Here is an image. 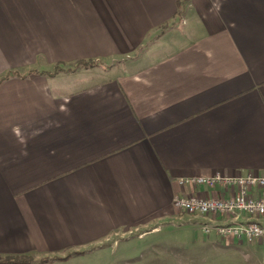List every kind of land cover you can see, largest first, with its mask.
Instances as JSON below:
<instances>
[{
  "label": "crops",
  "instance_id": "0c3cea01",
  "mask_svg": "<svg viewBox=\"0 0 264 264\" xmlns=\"http://www.w3.org/2000/svg\"><path fill=\"white\" fill-rule=\"evenodd\" d=\"M215 173L264 174V0H0L1 258L264 264L173 210Z\"/></svg>",
  "mask_w": 264,
  "mask_h": 264
},
{
  "label": "built area",
  "instance_id": "2783aa9c",
  "mask_svg": "<svg viewBox=\"0 0 264 264\" xmlns=\"http://www.w3.org/2000/svg\"><path fill=\"white\" fill-rule=\"evenodd\" d=\"M177 184L191 190L203 187L221 192L209 197L191 192L175 196L172 200L176 213L208 218V222L201 226L203 234L214 233L221 238L232 237L247 243L264 242V174L229 176L215 173L212 176L180 178ZM239 219L244 221L239 222ZM262 260L264 262V248Z\"/></svg>",
  "mask_w": 264,
  "mask_h": 264
},
{
  "label": "trees",
  "instance_id": "16d2710c",
  "mask_svg": "<svg viewBox=\"0 0 264 264\" xmlns=\"http://www.w3.org/2000/svg\"><path fill=\"white\" fill-rule=\"evenodd\" d=\"M72 254H76V253H72ZM62 259L63 258H60V257H52V258H44V259L34 262L26 257H4V258L0 257V264H45L47 262H51L55 260H62Z\"/></svg>",
  "mask_w": 264,
  "mask_h": 264
},
{
  "label": "rangeland",
  "instance_id": "374dc122",
  "mask_svg": "<svg viewBox=\"0 0 264 264\" xmlns=\"http://www.w3.org/2000/svg\"><path fill=\"white\" fill-rule=\"evenodd\" d=\"M178 224V223H177ZM184 226V225H183ZM170 228H172V226H169ZM173 241V240H172ZM165 245V244H164Z\"/></svg>",
  "mask_w": 264,
  "mask_h": 264
}]
</instances>
